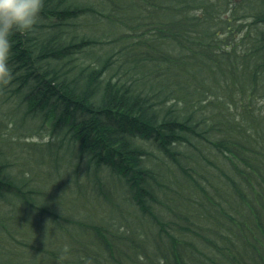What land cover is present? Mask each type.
<instances>
[{
  "label": "trees",
  "instance_id": "obj_1",
  "mask_svg": "<svg viewBox=\"0 0 264 264\" xmlns=\"http://www.w3.org/2000/svg\"><path fill=\"white\" fill-rule=\"evenodd\" d=\"M10 40L0 264H264V0H44Z\"/></svg>",
  "mask_w": 264,
  "mask_h": 264
},
{
  "label": "clouds",
  "instance_id": "obj_2",
  "mask_svg": "<svg viewBox=\"0 0 264 264\" xmlns=\"http://www.w3.org/2000/svg\"><path fill=\"white\" fill-rule=\"evenodd\" d=\"M44 0H0V85H8L13 79L9 66L14 31H31L43 8Z\"/></svg>",
  "mask_w": 264,
  "mask_h": 264
},
{
  "label": "rangeland",
  "instance_id": "obj_3",
  "mask_svg": "<svg viewBox=\"0 0 264 264\" xmlns=\"http://www.w3.org/2000/svg\"><path fill=\"white\" fill-rule=\"evenodd\" d=\"M259 101V105L260 106H264V99H260V100H258ZM49 123L51 124V121L49 120ZM48 124V123H47ZM47 124H46V126H47ZM45 132H47L46 130H45ZM140 138V137H139ZM39 139V138H38ZM208 145V144H207ZM209 147H211L210 145H208ZM210 159H214V158H212V157H209ZM196 194H199V193H195L194 194V197H195V195ZM78 201L77 200H75V201H72V205L70 206L71 208H73V209H75V207H76V203H77ZM120 204H121V206H124V201H121L120 202ZM88 207H89V205H88ZM100 206L99 205H97V208H99ZM97 211H99V213L100 214H102V215H105V216H109L110 215V213H109V210H107V209H105V210H102V209H98V210H96L95 212H97ZM30 218H31V220H30V225L31 226H33V229H34V231H31V235L33 236V237H36L38 240H43L44 239V242H47L48 240H49V238H50V230H49V228H51L52 227V225L50 224V222H48L47 220H46V217H41V218H39L38 220H36L37 218L33 215V214H30V213H28L27 214ZM129 216H132V215H129ZM133 217V216H132ZM146 226V220H145V218L143 217V227H145ZM40 228H45V233H44V235L43 234H41V232H40ZM125 228V226H123L122 227V229H124ZM74 232H76L77 233V237H78V239H79V234H80V232L76 229V227H73V229H72ZM21 235H23L22 233H20ZM59 234H61L63 237H66L67 236V233L64 231V232H61V233H59ZM24 236V235H23ZM18 237V239H24V237L22 238V237H20V236H17ZM87 237V236H86ZM187 237H190L191 238V236L190 235H185L184 236V238H187ZM11 242L14 244L15 243V245L17 244V245H21L20 243H17L15 240H11ZM3 255L1 254V251H0V258L2 257ZM46 264H52L51 263V261L49 260V259H47V263Z\"/></svg>",
  "mask_w": 264,
  "mask_h": 264
}]
</instances>
